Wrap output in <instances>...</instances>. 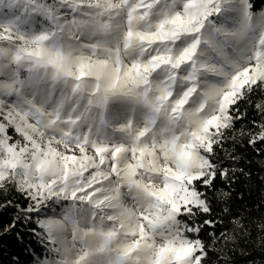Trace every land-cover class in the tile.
Masks as SVG:
<instances>
[{
  "label": "snow or ice",
  "instance_id": "1",
  "mask_svg": "<svg viewBox=\"0 0 264 264\" xmlns=\"http://www.w3.org/2000/svg\"><path fill=\"white\" fill-rule=\"evenodd\" d=\"M237 145L264 153V0H0V238L27 264H264Z\"/></svg>",
  "mask_w": 264,
  "mask_h": 264
},
{
  "label": "trees",
  "instance_id": "2",
  "mask_svg": "<svg viewBox=\"0 0 264 264\" xmlns=\"http://www.w3.org/2000/svg\"><path fill=\"white\" fill-rule=\"evenodd\" d=\"M228 146L231 147V142ZM245 149L247 150L245 151ZM237 150L238 152L244 153L247 161L251 162L245 163L241 161L240 166L245 171H250L252 175L250 177L244 175L239 176V179L233 185L234 191L230 203L234 209L240 211L254 209L257 204H260L264 208V153L257 155L247 145H245V148L237 145ZM222 155L224 154L222 153ZM225 163L230 164L231 162L226 160ZM217 187L225 191L228 190L227 186L219 180L217 181ZM241 194H243V198H241ZM220 206L219 204L217 205L218 208ZM10 218L8 212L0 213V220H3V222H8ZM25 242H27V237L25 238ZM22 247L15 235L0 238V249H3V252L0 253V264H11V258L14 255L18 256L23 264H27L28 257L24 255ZM255 255H259V253ZM235 259L236 264H246L247 258L240 256L239 253L235 255Z\"/></svg>",
  "mask_w": 264,
  "mask_h": 264
}]
</instances>
